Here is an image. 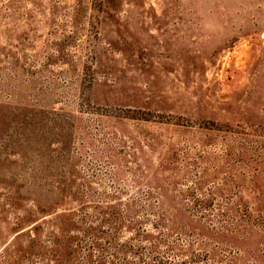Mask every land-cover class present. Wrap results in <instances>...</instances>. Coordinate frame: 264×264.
I'll return each mask as SVG.
<instances>
[{"label":"rangeland","instance_id":"374dc122","mask_svg":"<svg viewBox=\"0 0 264 264\" xmlns=\"http://www.w3.org/2000/svg\"><path fill=\"white\" fill-rule=\"evenodd\" d=\"M105 206L264 264V0H0V264Z\"/></svg>","mask_w":264,"mask_h":264},{"label":"trees","instance_id":"16d2710c","mask_svg":"<svg viewBox=\"0 0 264 264\" xmlns=\"http://www.w3.org/2000/svg\"><path fill=\"white\" fill-rule=\"evenodd\" d=\"M184 198L192 201L194 205L207 206L192 191L185 193ZM54 204L56 202H51V205ZM105 207L108 212L104 211L105 214L99 215L97 225L85 215L70 213L71 210L51 215L50 220L57 223L67 213L68 216L72 214L67 217V226L64 229L57 223V231L58 234L61 232L62 239L53 234L52 243L59 251L56 259L60 264H176L180 260L200 261L197 252L183 253L177 242L167 239L160 229L155 234V230L152 232L142 227L134 217L127 218L126 215L114 212L113 208ZM160 224L162 221L157 220L153 229L163 226ZM37 226L34 228L37 229ZM101 227H105V230H101ZM123 232L130 233L131 236L121 240ZM103 240L104 243L101 242ZM184 257L188 260H184ZM183 261L181 264H184Z\"/></svg>","mask_w":264,"mask_h":264}]
</instances>
